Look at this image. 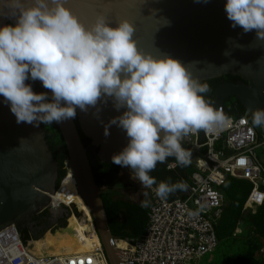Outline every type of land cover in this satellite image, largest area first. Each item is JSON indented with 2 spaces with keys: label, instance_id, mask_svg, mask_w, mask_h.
Segmentation results:
<instances>
[{
  "label": "clouds",
  "instance_id": "clouds-1",
  "mask_svg": "<svg viewBox=\"0 0 264 264\" xmlns=\"http://www.w3.org/2000/svg\"><path fill=\"white\" fill-rule=\"evenodd\" d=\"M67 3L8 0L12 14L0 15L13 20L0 25V102L17 124L33 127L74 120L78 110L94 109L98 118L99 106L111 103L120 114L107 122L104 135L115 126L127 139L111 162L129 169L130 178L144 188L156 185L161 200L186 191L185 182L169 178L157 183L150 173L170 157L176 163L169 168L188 166L191 152L182 147L184 137L227 127L232 117L214 108L204 95L209 85L181 61L141 51L131 21L112 26L106 16L97 15L85 25ZM224 10L232 28L255 30L256 38L264 40V0H226ZM36 81L45 91H34ZM251 123L264 127V109L251 113ZM149 206L148 199L141 202Z\"/></svg>",
  "mask_w": 264,
  "mask_h": 264
},
{
  "label": "water",
  "instance_id": "water-1",
  "mask_svg": "<svg viewBox=\"0 0 264 264\" xmlns=\"http://www.w3.org/2000/svg\"><path fill=\"white\" fill-rule=\"evenodd\" d=\"M225 3L226 0H68L67 7L85 25L97 15L106 16L112 26L128 19L135 25L134 39L141 51L181 61L201 82L238 78L236 83L220 84L210 103L224 112L226 101L235 98L245 108L244 118L251 119L254 110L264 109V40L256 38L255 30L244 33L240 27L232 28ZM11 14L8 0H0V15ZM8 23L13 20L0 16V25ZM99 107L102 111L98 118L94 109L87 113L78 110L77 122L98 150V160L114 165L111 156L126 145L127 139L115 126L105 137L104 126L120 113L112 109L111 103ZM58 126L67 149V175L70 172L78 194L92 211L107 260L109 264H123L112 244L114 238L101 199L103 191L95 182L75 119ZM198 132L199 143L205 141L202 130ZM62 182L59 184V163L43 125L17 124L9 108L0 102V232L50 209L51 198Z\"/></svg>",
  "mask_w": 264,
  "mask_h": 264
},
{
  "label": "built area",
  "instance_id": "built-area-1",
  "mask_svg": "<svg viewBox=\"0 0 264 264\" xmlns=\"http://www.w3.org/2000/svg\"><path fill=\"white\" fill-rule=\"evenodd\" d=\"M246 119L233 116L227 127L202 130L205 141L200 143L198 131L184 137L182 147L190 150L194 160V171L185 182L187 192L171 201L157 198L155 188L149 189L144 235L112 240L123 264H198L211 257L219 246L216 225L223 215L222 188L228 178L251 184L246 210L264 206V127H254L251 119ZM30 242L23 243L17 225L1 231L0 264H109L103 247L74 257H40L29 252Z\"/></svg>",
  "mask_w": 264,
  "mask_h": 264
},
{
  "label": "trees",
  "instance_id": "trees-1",
  "mask_svg": "<svg viewBox=\"0 0 264 264\" xmlns=\"http://www.w3.org/2000/svg\"><path fill=\"white\" fill-rule=\"evenodd\" d=\"M238 80L239 79L236 77L228 76L216 80L202 82L207 83L210 89L207 93L204 94L205 98L212 102L215 99V91L220 84L229 82L236 83ZM33 89L36 92H40L43 88L41 87L40 82L36 81L33 83ZM224 107V112L227 116L245 117V108L235 98L227 100ZM75 122L79 130L83 145L89 153L97 186L100 188L107 187L109 189L102 192L101 199L104 203L113 238L120 240L141 238L145 233L148 223V208L141 207V204L123 200L116 196L113 188L117 185V177L119 176L122 168L110 164L101 163L97 158L98 150L92 146L91 140L86 138L81 132L79 124L77 122V117L75 118ZM42 125L49 147L55 159L59 163L60 184L67 176L66 145L59 130L58 124L52 123ZM92 157H94V160H92ZM175 163V159L170 157L164 164L158 163L156 169L153 170L150 175L155 177L157 183L168 180L169 178H171L172 183H176L178 181H189L190 176L194 171L193 166L190 164L186 167L176 165L175 170H168V164ZM155 187L156 185H153V188ZM251 189L252 186L247 181L236 180L233 178L227 179V182L222 188V191L224 193L225 200L227 197L230 203L228 206H225L224 202V211L222 218L216 225V231L219 241L230 237L235 232L241 220L243 207L247 203L248 197L251 193ZM186 192L187 190L177 191L169 195L167 200L172 201L177 197H184ZM54 204H56V202H53L52 205ZM263 207L256 209V211L250 212L257 215L261 212ZM78 213L81 214L80 212ZM48 218V215L34 217L35 225L41 228V231L38 235L44 234L50 228ZM261 229V227H258V231H261ZM19 231L21 233L22 241L24 244H27V242L31 240H38V237H36L35 240L30 237L27 228H21V226H19ZM95 233L98 236L97 232Z\"/></svg>",
  "mask_w": 264,
  "mask_h": 264
},
{
  "label": "rangeland",
  "instance_id": "rangeland-1",
  "mask_svg": "<svg viewBox=\"0 0 264 264\" xmlns=\"http://www.w3.org/2000/svg\"><path fill=\"white\" fill-rule=\"evenodd\" d=\"M42 91H45V89L40 92ZM259 154V157L262 158L261 152ZM92 160H94V157H92ZM193 161L190 158L189 164L192 165ZM113 189L116 196L123 200L138 204H141L145 199L149 200V189L144 188L138 181L131 179L130 171L126 172L124 169L117 177V185ZM145 193H147V196H145ZM229 203L226 197L225 206H228ZM245 206L235 232L230 237L219 241V246L212 256L201 259L197 262L198 264H264V252L262 253V250H264V207L259 214L255 215L246 210ZM43 215L49 216L50 228L44 234L38 235L41 228L35 225L34 217ZM70 216H79L81 221L87 220L89 217L87 212L79 214L75 208L66 207L56 202V204L51 205L50 209L41 214L28 217L17 227L27 228L32 239L35 240L38 237V240H41L47 233L54 234L63 229V225L68 223ZM258 227L262 228L261 231H258Z\"/></svg>",
  "mask_w": 264,
  "mask_h": 264
},
{
  "label": "bare ground",
  "instance_id": "bare-ground-1",
  "mask_svg": "<svg viewBox=\"0 0 264 264\" xmlns=\"http://www.w3.org/2000/svg\"><path fill=\"white\" fill-rule=\"evenodd\" d=\"M53 202L75 208L80 213L87 212L89 217L81 222L79 217L70 216L65 228L54 234L47 233L39 241H31L28 248L29 252L40 257H74L95 252L102 247L100 238L98 239L95 233L97 231L92 218V211L78 194L70 172L60 185L57 193L51 198V205ZM119 246L124 247V243L119 242Z\"/></svg>",
  "mask_w": 264,
  "mask_h": 264
}]
</instances>
